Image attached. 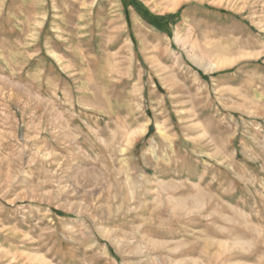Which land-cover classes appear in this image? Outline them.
<instances>
[{
	"label": "rangeland",
	"instance_id": "1",
	"mask_svg": "<svg viewBox=\"0 0 264 264\" xmlns=\"http://www.w3.org/2000/svg\"><path fill=\"white\" fill-rule=\"evenodd\" d=\"M0 264H264V0H0Z\"/></svg>",
	"mask_w": 264,
	"mask_h": 264
}]
</instances>
